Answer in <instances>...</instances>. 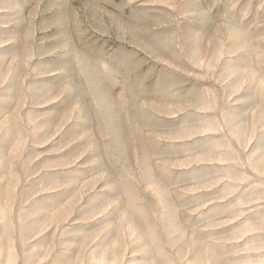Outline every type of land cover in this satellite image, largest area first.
Segmentation results:
<instances>
[{
    "label": "rangeland",
    "instance_id": "1",
    "mask_svg": "<svg viewBox=\"0 0 264 264\" xmlns=\"http://www.w3.org/2000/svg\"><path fill=\"white\" fill-rule=\"evenodd\" d=\"M0 264H264V0H0Z\"/></svg>",
    "mask_w": 264,
    "mask_h": 264
},
{
    "label": "bare ground",
    "instance_id": "2",
    "mask_svg": "<svg viewBox=\"0 0 264 264\" xmlns=\"http://www.w3.org/2000/svg\"><path fill=\"white\" fill-rule=\"evenodd\" d=\"M87 71H88V70H87ZM94 91L97 92V93H95L96 96H100V94L98 95V89H95ZM98 98H99V97H98Z\"/></svg>",
    "mask_w": 264,
    "mask_h": 264
}]
</instances>
